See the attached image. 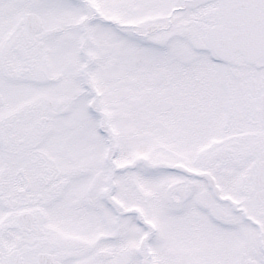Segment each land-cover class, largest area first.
Segmentation results:
<instances>
[{"label":"snow or ice","instance_id":"snow-or-ice-1","mask_svg":"<svg viewBox=\"0 0 264 264\" xmlns=\"http://www.w3.org/2000/svg\"><path fill=\"white\" fill-rule=\"evenodd\" d=\"M0 264H264V0H0Z\"/></svg>","mask_w":264,"mask_h":264}]
</instances>
